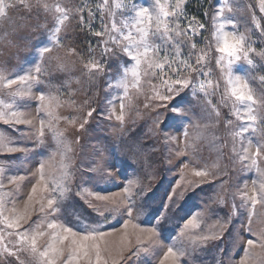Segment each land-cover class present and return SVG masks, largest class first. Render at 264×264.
I'll use <instances>...</instances> for the list:
<instances>
[{
	"label": "rangeland",
	"instance_id": "rangeland-1",
	"mask_svg": "<svg viewBox=\"0 0 264 264\" xmlns=\"http://www.w3.org/2000/svg\"><path fill=\"white\" fill-rule=\"evenodd\" d=\"M0 2L5 5L4 14L0 15V76L4 77L0 80V112L21 114V123L0 120V137L7 142L6 147H0V184L3 185L0 193H11L5 200L3 215L14 219L26 211L31 213L26 217L27 224L20 221L18 230L7 229L0 223L4 243L9 247L15 245L18 252V257H6L0 248V264H19L20 261L37 264L38 255L34 257L23 250L27 245L17 243L15 233L25 229L29 238L35 231L45 233L37 238L39 251L49 243L64 247V257L57 260V264H61L67 258L68 241H53L52 237L54 232L68 234L63 233L61 227L48 229L47 224L53 219L58 225L71 227L78 233L90 230L88 226H96L98 232H103V239L84 242L100 245L101 264H173L172 257H165L169 247L177 252H188L179 257L178 264H241L246 248L247 264H264V247H261L264 202L253 208L250 200L253 188L259 192L264 180L261 176L264 154L257 157L255 166H250V159L241 163L239 155L232 151L235 144L242 155L241 146H247L251 140L250 152H255L256 144L264 143V123L258 120L243 137L230 135L248 124H242L233 114L231 99L222 103L227 89L226 73L216 64L219 53L212 37V17L218 8H223L224 15L234 21L226 30L244 34L246 49H252L249 53L252 65L241 60L234 65V71L248 80L258 101L253 107L258 115H264V106L259 103L264 98V84L259 80L264 76V55H261L264 53V11L261 10L264 0H199L192 11L186 9L189 1L184 0L182 11L172 17L170 23L186 29L195 17L192 27L198 34L194 37L196 49L191 62L195 63L201 50L207 52L202 73L211 75L197 76L190 70L173 73L167 67L161 71L142 62L137 86L133 87L135 81L130 74L128 76L127 93L123 87H116V82L124 77V69L135 62L120 48L101 60L102 40L108 36L94 35L104 31L105 26L111 28L110 13L117 0H108L107 8L103 9V22L101 11L96 9L104 0H46L69 9V18L62 25L56 44L49 41V30L55 26L52 12L41 9L28 13L22 7H11L13 3L19 4V0ZM123 2L151 6L155 0ZM160 4L170 5L168 10L172 11L176 0H160ZM90 10L95 12L94 17ZM199 14L204 15L203 20L197 19ZM128 15L127 9L115 10L118 24ZM154 24L153 21V28ZM200 24L205 26L202 32ZM192 38V32L177 37L183 44L185 59L189 56ZM45 46L51 50L41 53ZM69 47L77 50L75 55L68 54ZM175 48L172 46L170 52ZM149 55L157 63L164 61L163 51L158 56ZM91 59L101 61L102 71H94L89 76L84 65ZM61 64L65 66L63 71L59 70ZM38 65L39 74L35 71ZM29 75L38 77V82H19L20 76ZM180 77L191 78L197 85L212 81L208 95L199 91L198 86L194 90V87L183 89L173 85L170 91L164 81ZM9 79L17 83L8 86ZM41 93L55 97L53 117L44 112L45 102L39 99ZM122 104L123 120H118ZM212 105L218 108V117ZM41 120L44 121L43 138L40 137ZM228 120L233 122L231 128L225 127ZM50 121L54 129L63 133L64 144L71 149L63 157V146L58 147L49 131ZM157 124L161 126L159 131ZM194 141L199 144L195 152L186 147ZM8 148L16 150L9 152ZM42 163L44 181L40 180ZM97 163L103 164V171H90ZM64 164L69 168L67 179ZM197 171L208 175L197 176ZM14 177L16 182L10 183ZM129 181L135 183L129 193H125ZM33 186L36 192H32ZM53 189L59 211L49 214L46 209L41 213L39 209L52 198ZM129 202L133 206L131 215L119 210ZM183 204L188 208L181 210ZM249 213H252L251 224ZM193 218L199 226L186 228L187 221ZM229 219L231 223L226 225ZM150 229L155 231L150 232ZM10 232L13 235L9 236ZM221 235L222 239H211L206 244L200 241L203 236ZM249 239L256 241L254 247L247 245ZM106 241L112 245L110 250L105 247ZM133 250L138 255H131ZM90 255L95 264V251L90 250ZM79 264L88 262L81 259Z\"/></svg>",
	"mask_w": 264,
	"mask_h": 264
},
{
	"label": "snow or ice",
	"instance_id": "snow-or-ice-1",
	"mask_svg": "<svg viewBox=\"0 0 264 264\" xmlns=\"http://www.w3.org/2000/svg\"><path fill=\"white\" fill-rule=\"evenodd\" d=\"M184 0H176L175 6L172 8V11H169L168 8L171 7L168 4H160V0H155V3L151 6H148L144 3H136L132 2L130 4H126L123 0H117V2L113 5V11L110 15L113 17L111 22V28L109 29L105 26L104 31L96 32L94 35L98 37H103L105 35L108 36V39L102 40V52L100 54L101 60L109 52H115L117 48H120L121 51L127 55V57L134 61L135 63L132 64L130 67L124 69V77L121 78L116 82V87H123L125 93H127L128 89V76L129 74L135 81L133 87L137 86L140 79L139 69L141 63H146L149 68L155 66V68L160 69L163 71L165 67H167L171 72L177 73L181 70H190V73H194L197 76L203 74L204 76L211 75L210 72L202 73V64L208 58V53L201 50V53L197 56L195 63L191 62V55L195 52L196 43H195V35H197L196 28L192 27L195 21V17L189 21V25L186 29H180L179 25H173L170 23L172 17H176L182 11V5ZM219 2V0H218ZM22 7L28 13L35 11H40L41 9L48 13L52 12L54 14V24L55 26L49 30V41L52 44H56L59 40V33L62 30V25L64 22L69 18L68 12L69 9L61 7L59 3L56 4H49L46 0H19V4L13 3L11 7ZM108 0H104L102 5H99L96 10L101 11L102 22H103V9L107 8ZM124 11L127 9L129 15L122 19L118 24L115 19V10ZM261 10L264 11V2L261 3ZM5 12V5L0 2V15H3ZM90 14L94 17L95 12L90 10ZM213 19V28L214 31L212 32V37L216 44V52L219 55L216 57V64L220 67L225 75V81L227 84V89L225 91L224 96L222 97V103H227L229 99L232 101L233 105V114L239 119L242 124L247 123L248 127H240L239 131L231 132L230 135L235 137H243L245 133L249 131V127H252L258 120L261 123H264V115H258L257 111L254 109L253 105L257 104V98L254 95V90L250 86L247 79L240 74H236L234 71V65H236L241 60H245L248 62L249 65H252L253 61L249 58V53L252 49H246V41L247 37L244 34H237L236 32H230L226 30V26L233 25L234 21L224 15V9L218 8L215 14L212 17ZM255 19V18H254ZM153 21L155 22L153 28ZM81 22H83V16H81ZM257 27H260L259 23L256 24ZM204 25H199V30L202 32L204 30ZM188 32H192L193 38L190 43V52L187 59L183 58V44L177 40V37L180 36H187ZM155 40H159L160 43H154ZM109 44L112 47H109ZM176 46L174 52H170V48L172 46ZM211 48V45L208 46ZM51 49L47 46L43 47L40 51L41 53H47ZM163 51L164 53V61L163 63H157L155 59L150 57V53H154L156 56ZM77 52L76 49L69 47L68 54L75 55ZM264 55V53H261ZM175 65V67H174ZM64 65L61 64L59 66V70H64ZM84 69L87 71V74L91 76L93 72H100L102 71V64L101 61L91 59L85 65ZM36 73L39 74L41 72V68L38 65L35 69ZM4 77L0 76V80H3ZM21 84L31 83L33 80L38 82V77L29 76H20L18 78ZM260 83L264 84V76L259 77ZM17 80L9 79L7 80V85L16 84ZM165 84L169 86V90H173V85L178 86L179 88L187 89L189 87H194V90L198 86L199 91L204 92L205 95H208L207 89L212 86V81L207 80L204 82H194L191 78H184L180 77L175 80H167L164 81ZM218 87V85H217ZM30 91V89H29ZM167 98V97H165ZM39 99L43 104L44 112L49 116L53 117L54 113L53 109V102L55 101V97L45 96L44 93H41ZM210 103V101H209ZM259 103L264 106V98H261ZM121 114L116 117L118 120H123V104L121 105ZM212 110L216 113V116H219V110L215 105H212ZM174 111H178L174 109ZM89 116L92 115L91 112L88 113ZM0 120H4L6 123L11 122L14 120L15 123H21V114L17 112H11L10 114L5 112H0ZM233 126V122L228 120L225 122L226 128H231ZM49 131H51L54 135V139L57 141V145L63 146V151L61 153L62 157L65 153L70 152L71 149L68 145L64 144L63 141V133L58 132L54 129L51 125V121L49 122ZM84 127L83 124L80 125L82 129ZM44 121L41 120V132L40 137L43 138L44 132ZM161 129L160 124H157V130ZM165 138L168 139L167 134L165 133ZM216 138L213 137V140ZM79 137H77V142ZM6 140L3 137H0V147H6ZM187 148H191L193 152H195L199 144L195 141L192 144H186ZM252 147V141H248L247 146H241L242 155L237 152L236 146H233V153L239 155L241 163H244L247 160H251L250 166H255L257 163V157H260L264 154V143H257L256 144V151L250 152ZM16 149L8 148L9 152H13ZM64 169V177L67 179L69 174L68 165H62ZM214 167L217 165H213ZM44 167L45 165L42 163L40 165V180L44 181ZM259 171V168L257 169ZM92 172H102L103 171V164L97 163L95 168L91 169ZM109 175H111L109 173ZM197 176H206L208 175L207 172L197 171L195 173ZM261 176H264V172L261 173ZM16 178L14 177L10 183H15ZM135 183L134 181H129V185L125 187L124 192L129 193L130 186ZM255 185V182H254ZM47 184L45 183L44 189H47ZM3 188V185L0 184V189ZM32 192H36V187L33 186ZM11 193H0V223H3L7 229H20L21 224L20 221L24 220L25 224L28 223L26 217H30L31 213L25 212L22 215L17 216L14 219L6 217L3 215V206L7 197H9ZM52 198L47 199V205L41 206L39 211L44 213L47 209L49 214L56 213L59 211V202L58 197L55 196V189L52 190ZM259 196V199L257 197ZM171 198V197H170ZM32 200V197L29 196V201ZM251 204L253 208L257 203L264 202V180L259 185V192H257L256 188H253V194L250 197ZM222 202V201H221ZM27 209V206H26ZM120 211H126L129 215H131L133 211V206L131 202H129L125 207L119 209ZM252 220V213H249V224H251ZM128 221H125L127 224ZM231 220L229 219L227 224H230ZM225 225V226H226ZM191 226L192 228H197L198 222L195 218L190 219L187 221L185 227ZM29 227H31L29 225ZM37 229L40 225H36ZM57 227H61L63 233L68 235H58L55 232L53 233V241L59 240L62 243L64 241H68L66 246L67 249V258L61 261V264H79L81 259L87 260L88 264H93L91 259L90 250L95 251V264H101V251L100 245L98 243L93 244H85L86 241H95L98 237L103 239L104 233L98 232L96 226H88L90 230L84 233H78L73 230L71 227L61 226L58 225L53 219L52 222L47 224L48 229L55 230ZM151 231H155L154 229H150ZM249 231L251 228L249 227ZM9 236L13 235V233H8ZM17 236V243L27 245L24 248V251H29L34 257L38 255L40 259L37 260V264H57V260L64 257L65 255V248L64 247H56L53 243H49L48 246L44 248L43 251H39L37 248V238L44 236L45 233L42 231H35V233L29 238L28 230L25 229L22 233L17 231L15 233ZM71 237V238H70ZM261 237H264V230L261 232ZM211 239H222L221 236H203L200 237V241L206 244ZM5 236L4 230L0 229V248H2L3 254L6 257H18V252L15 250V245L9 247L8 244L4 243ZM256 241L249 239L247 241V245L249 247H254ZM105 247L107 249H111L112 245L110 242H105ZM261 247H264V243H262ZM147 251V249H145ZM224 250H221L223 253ZM195 249H193V253ZM246 256L245 258L241 259V264H247V256H248V249H245ZM131 255H138V253L133 250ZM188 255L187 251H174L172 247L168 248L165 257H172L173 264H178L179 257ZM193 255V259H194ZM19 264H23V261H20Z\"/></svg>",
	"mask_w": 264,
	"mask_h": 264
},
{
	"label": "trees",
	"instance_id": "trees-1",
	"mask_svg": "<svg viewBox=\"0 0 264 264\" xmlns=\"http://www.w3.org/2000/svg\"><path fill=\"white\" fill-rule=\"evenodd\" d=\"M189 1V3H188V5H187V7H186V9L188 10V11H192L193 10V6H195V4L199 1V0H188ZM200 9H203L202 7L200 8ZM201 13H202V10H201ZM197 17V19H202L203 20V18H204V15L203 14H199V15H197L196 16ZM186 204H183L182 205V209L181 210H184V209H186V208H188V207H186L185 206Z\"/></svg>",
	"mask_w": 264,
	"mask_h": 264
}]
</instances>
